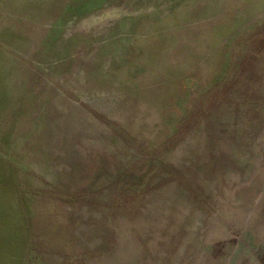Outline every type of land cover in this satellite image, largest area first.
<instances>
[{"label": "rangeland", "instance_id": "obj_1", "mask_svg": "<svg viewBox=\"0 0 264 264\" xmlns=\"http://www.w3.org/2000/svg\"><path fill=\"white\" fill-rule=\"evenodd\" d=\"M0 264H264V0H0Z\"/></svg>", "mask_w": 264, "mask_h": 264}]
</instances>
